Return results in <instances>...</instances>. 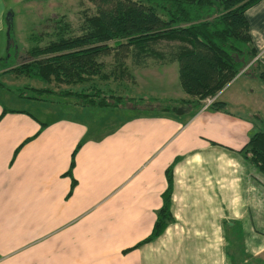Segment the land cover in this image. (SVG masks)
Wrapping results in <instances>:
<instances>
[{"label":"crops","instance_id":"0c3cea01","mask_svg":"<svg viewBox=\"0 0 264 264\" xmlns=\"http://www.w3.org/2000/svg\"><path fill=\"white\" fill-rule=\"evenodd\" d=\"M5 11L0 0L7 53ZM244 14L264 68V0ZM173 64H162L170 80ZM251 75L237 74L217 92L223 110L122 107L130 114L103 129L72 115L44 120L0 99V264H231L225 225L248 253L264 252V175L238 152L253 131H264ZM78 141L70 187L65 172ZM170 163L172 221L134 247L151 229Z\"/></svg>","mask_w":264,"mask_h":264},{"label":"trees","instance_id":"16d2710c","mask_svg":"<svg viewBox=\"0 0 264 264\" xmlns=\"http://www.w3.org/2000/svg\"><path fill=\"white\" fill-rule=\"evenodd\" d=\"M100 1L102 5L80 18L76 32H72L69 22L60 17L53 23L57 29L53 39L40 45L41 33L30 34L32 45L25 50L26 58L10 63L8 57L0 63V74L11 73L40 82L69 85L54 91L47 86L24 84L21 88L30 89L31 94L19 88L17 96L43 100L48 95H56L71 97L73 104L79 106L113 110L125 107L124 96L114 93L108 86L106 79L113 70L106 72L101 59L112 49H122L133 66L144 65L147 58L156 64L175 62L178 84L187 96L176 101L180 106L197 109L239 72L252 71L258 65L244 14L258 0ZM7 17L9 19V15ZM8 25L11 38V23ZM118 74L120 70L115 71L113 77ZM258 77L264 80V72L259 71ZM0 86L4 84L0 82ZM126 100L133 109L146 103L144 99L131 97ZM145 101H157L153 105H161L165 110L174 109L170 103L175 102V98L163 101L146 98ZM206 108L223 110L224 102L215 97ZM5 110L2 108L0 115ZM43 125L40 122V127ZM80 144L78 141L73 148L65 172L70 176V187L75 183L70 172L73 155ZM238 152L264 175V131H253ZM171 168L172 163L164 169L166 186L160 194L161 203L155 210L151 229L134 247L161 234L172 221Z\"/></svg>","mask_w":264,"mask_h":264},{"label":"rangeland","instance_id":"374dc122","mask_svg":"<svg viewBox=\"0 0 264 264\" xmlns=\"http://www.w3.org/2000/svg\"><path fill=\"white\" fill-rule=\"evenodd\" d=\"M6 11L5 15L9 14L11 23V39L5 38L1 40V47L9 48L7 53L0 51V57H9V62H19L21 59L26 58L25 50H27L32 42L29 39L30 34L36 32L41 33L38 40L40 45H43L49 39L55 37L54 32L56 28L53 23L62 17L69 22V27L72 32H76V28L80 18L86 14L92 13L95 7L102 5L100 0H4ZM122 49H112L106 55L102 56L105 66L104 70L108 72L111 69L109 77L106 81L111 91L116 94L124 96V106L131 108L130 101L126 98L144 99L146 102L143 105H137V109H156L166 111L167 113H175L173 109H162L159 105L145 101L147 98H156L162 100L165 98L173 97L175 102L170 103L174 108L179 104L176 101L178 98V79L176 77L170 80V73L161 65H155L150 58H147L144 65L133 66L130 63V58ZM5 55V56H4ZM258 61V68L253 67L251 71V88L254 99V114L255 121L258 128L264 129V80L258 77V72L263 71V65ZM176 66L175 64H173ZM160 67V68H158ZM120 70L121 74L113 77L114 72ZM245 75L240 77V81L234 82L231 89L238 90L240 88L241 80H244ZM253 78V79H252ZM260 80H259V79ZM7 79V80H6ZM9 79V80H8ZM168 79L170 81H168ZM177 79V80H176ZM233 80V79H232ZM254 80V83H253ZM5 88L0 89V99L4 104L12 108H20L29 111L32 115L44 120H49L58 116H77L78 118L92 122L93 125L101 122L100 129L110 127L117 123L118 117L127 116L130 110L121 108L118 111L104 107L87 106L86 111L81 113L77 112V108L73 105V98L59 97L56 95H48L43 100H35L31 98L17 96V91L24 90L27 95L31 94L28 88H21L24 84L31 86H47L50 89L58 90L59 88H66V84H54L52 82H40L35 79H30L22 75H14L9 73L0 74V82L5 83ZM70 87H74L73 85ZM77 87V86H76ZM79 87V85H78ZM230 89V90H231ZM258 89V90H257ZM5 94V95H4ZM128 96V97H127ZM186 98V95H181ZM139 102L142 100H138ZM204 102V101H203ZM72 104V105H71ZM252 108V106H250ZM134 110V111H137ZM132 113V112H131ZM225 229V243L226 251L229 252L231 264H264V252L260 254L248 253L242 241L240 233H236L235 229L224 226Z\"/></svg>","mask_w":264,"mask_h":264},{"label":"built area","instance_id":"2783aa9c","mask_svg":"<svg viewBox=\"0 0 264 264\" xmlns=\"http://www.w3.org/2000/svg\"><path fill=\"white\" fill-rule=\"evenodd\" d=\"M256 57H257V55H256ZM238 74H240V72L238 73ZM216 97V95L215 96H213V97H211V98H206L205 100H204V103H203V105L206 107L214 98Z\"/></svg>","mask_w":264,"mask_h":264},{"label":"water","instance_id":"95a60500","mask_svg":"<svg viewBox=\"0 0 264 264\" xmlns=\"http://www.w3.org/2000/svg\"><path fill=\"white\" fill-rule=\"evenodd\" d=\"M9 15V14H8ZM8 22H10V17L9 19H7V23H6V36H7V40L11 39L8 35V28H9V25H8Z\"/></svg>","mask_w":264,"mask_h":264}]
</instances>
